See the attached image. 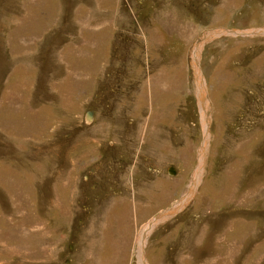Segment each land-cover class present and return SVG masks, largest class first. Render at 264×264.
Returning a JSON list of instances; mask_svg holds the SVG:
<instances>
[{
    "label": "rangeland",
    "instance_id": "obj_1",
    "mask_svg": "<svg viewBox=\"0 0 264 264\" xmlns=\"http://www.w3.org/2000/svg\"><path fill=\"white\" fill-rule=\"evenodd\" d=\"M19 80L0 264H264V0H0V102Z\"/></svg>",
    "mask_w": 264,
    "mask_h": 264
},
{
    "label": "crops",
    "instance_id": "obj_2",
    "mask_svg": "<svg viewBox=\"0 0 264 264\" xmlns=\"http://www.w3.org/2000/svg\"><path fill=\"white\" fill-rule=\"evenodd\" d=\"M30 38H32V37L29 35L28 36V39L30 40ZM29 40H27L26 42L28 43ZM85 43L88 44V45L90 44L89 41H86ZM19 84H13L12 85L13 87L14 86H17L18 87V91L16 92L17 93V97H15L13 95L12 96H9L10 94H8V95L5 96V98H2V100L0 102V119H1L0 120V123L4 124V128H7V123H5V122L10 123L9 121H10V119L12 117L11 114H10V112L12 110L14 111V114L22 111V110H20V108H22V105L20 103H22L23 101L20 100V97L23 96V95H25V93H26L25 92L26 86L21 81H20ZM30 87H31V89H33V86H30ZM12 91L14 92V90H12ZM11 98H12V100H11ZM64 100L65 101H68L70 99H64ZM28 101H34L35 102L36 100L29 98ZM64 102H62V100H61L60 103L54 104V106L56 108L55 107H50L49 110H48V106H45L44 102H41V105L40 106L43 107L44 112L43 113H40V114H38V109L40 107L36 105L37 102L34 103V104H32V105H30L32 107H28V109H30V111H27L28 128L29 129L30 128L33 129L34 128V126H33L34 122L37 121L39 123L41 117H43V118L49 117V118H53V120H55L56 118H59V116L63 115L62 114V111L60 110V108L65 107L66 110L68 108H70V114L76 112V111L73 112V108H75V106L74 107H71V104L70 105H66V104H64ZM4 104H6V111H4V109H3L4 108ZM33 107H34V109H32ZM71 121H72V118L69 119V122H71ZM10 126L14 127L13 125H11V123H10ZM52 130H53L52 128H49V130L46 129L45 130V132H46L45 135L47 134V132H48V134L51 133ZM29 134H31V133H29ZM33 135H36V133H33ZM62 148H65V145H64V147L62 146Z\"/></svg>",
    "mask_w": 264,
    "mask_h": 264
},
{
    "label": "bare ground",
    "instance_id": "obj_3",
    "mask_svg": "<svg viewBox=\"0 0 264 264\" xmlns=\"http://www.w3.org/2000/svg\"><path fill=\"white\" fill-rule=\"evenodd\" d=\"M209 37H206V39H208ZM200 46H202V45H200ZM193 56H194V58H195V60H197L198 59V56H199V50L198 51H194V54H193ZM203 85L201 84V83H199V81H198V96H199V99H200V102H201V105H202V109L203 110H205L206 109V106H205V99H204V95H203ZM203 102V103H202ZM207 126H208V124H207ZM207 126H206V128H207ZM203 155V154H202ZM203 159V158H202ZM200 160V165H199V167H198V170H200V168H201V163H202V160H201V158L199 159ZM199 179H200V174H198V172H197V170H196V172H195V174H194V178H193V180L192 181H194V185L193 186H191L190 188H189V191H188V194H186V196H184L183 198H182V205L184 204H186V202L188 201V198L192 195V192H193V190L196 188V186H197V181H199ZM176 207V209H179L180 207L179 206H175ZM165 215V214H164ZM147 226V225H146ZM150 229V228H149ZM149 229H147V230H149ZM147 230H143L142 231V233L143 234H146V231ZM151 230V229H150ZM139 243H141V242H139ZM140 248H142V245H141V247ZM141 261V260H140Z\"/></svg>",
    "mask_w": 264,
    "mask_h": 264
},
{
    "label": "water",
    "instance_id": "obj_4",
    "mask_svg": "<svg viewBox=\"0 0 264 264\" xmlns=\"http://www.w3.org/2000/svg\"><path fill=\"white\" fill-rule=\"evenodd\" d=\"M91 118H92L91 112L88 111V112L86 113V119H87V121H89ZM169 173H171V174H174V173H175V170H174L173 167H170V169H169ZM161 214H162V213H161ZM159 217H160V214L157 215L156 218H159ZM64 264H70V262H69L68 260H66Z\"/></svg>",
    "mask_w": 264,
    "mask_h": 264
}]
</instances>
